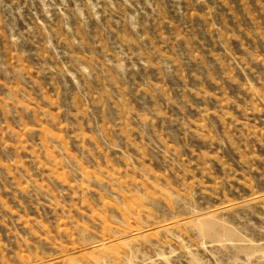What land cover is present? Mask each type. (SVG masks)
Returning a JSON list of instances; mask_svg holds the SVG:
<instances>
[{
  "label": "rangeland",
  "instance_id": "1",
  "mask_svg": "<svg viewBox=\"0 0 264 264\" xmlns=\"http://www.w3.org/2000/svg\"><path fill=\"white\" fill-rule=\"evenodd\" d=\"M0 264H264V0H0Z\"/></svg>",
  "mask_w": 264,
  "mask_h": 264
}]
</instances>
